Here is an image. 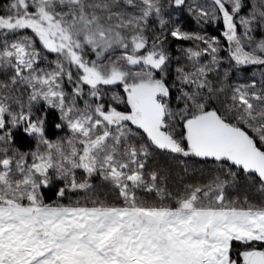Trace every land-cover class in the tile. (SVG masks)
Returning <instances> with one entry per match:
<instances>
[{"label": "snow or ice", "instance_id": "6c2138e0", "mask_svg": "<svg viewBox=\"0 0 264 264\" xmlns=\"http://www.w3.org/2000/svg\"><path fill=\"white\" fill-rule=\"evenodd\" d=\"M0 264H264V0H0Z\"/></svg>", "mask_w": 264, "mask_h": 264}, {"label": "trees", "instance_id": "16d2710c", "mask_svg": "<svg viewBox=\"0 0 264 264\" xmlns=\"http://www.w3.org/2000/svg\"><path fill=\"white\" fill-rule=\"evenodd\" d=\"M201 27H203L207 34L209 36H216L219 34V30H220V25L218 24H204V25H197L194 21L187 24V29L188 30H199ZM178 54V53H177ZM59 135H63V133L59 130L56 129L54 135L52 136V138H55L56 136ZM195 168L197 171H192V168ZM214 168V165L209 162L207 165L198 163V162H191V167L189 168V173L187 176L184 177L185 181L187 182H191V183H203V182H207L208 179L211 178V176L214 174L212 169ZM177 171L179 172L180 170L177 169ZM181 175H183V173H181ZM97 192H103L104 195L101 196L102 199H111L112 195L111 193L108 192L107 189H103L98 187L97 188ZM245 194L250 195V196H254L255 193L253 192H246L244 189H241L238 193L233 192V195H239L240 197H243ZM48 195H51L50 193ZM73 199H75L76 197H72ZM67 202V201H65Z\"/></svg>", "mask_w": 264, "mask_h": 264}]
</instances>
